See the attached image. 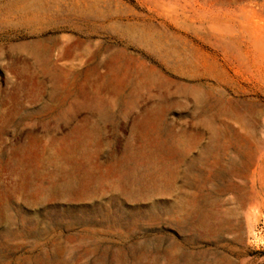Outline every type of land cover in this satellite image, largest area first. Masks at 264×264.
<instances>
[{"label":"rangeland","instance_id":"1","mask_svg":"<svg viewBox=\"0 0 264 264\" xmlns=\"http://www.w3.org/2000/svg\"><path fill=\"white\" fill-rule=\"evenodd\" d=\"M0 264H264V0H0Z\"/></svg>","mask_w":264,"mask_h":264},{"label":"bare ground","instance_id":"2","mask_svg":"<svg viewBox=\"0 0 264 264\" xmlns=\"http://www.w3.org/2000/svg\"><path fill=\"white\" fill-rule=\"evenodd\" d=\"M179 215V214H178Z\"/></svg>","mask_w":264,"mask_h":264}]
</instances>
